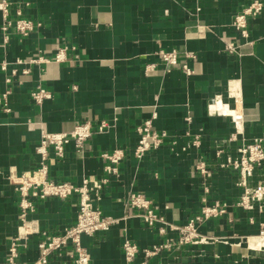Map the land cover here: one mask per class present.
<instances>
[{
    "label": "crops",
    "instance_id": "1",
    "mask_svg": "<svg viewBox=\"0 0 264 264\" xmlns=\"http://www.w3.org/2000/svg\"><path fill=\"white\" fill-rule=\"evenodd\" d=\"M9 1L15 3L10 18L19 10L40 27L26 37L9 34L4 39L0 32V264L18 225V196L6 179L9 170L19 174L38 166L36 148L42 133H68L83 122L94 130L101 121L108 128L93 133L79 151L72 141L64 145L61 158L54 156L51 146L45 148L52 162L49 179L74 185L84 177H105L107 162L101 155L123 151L118 173L107 177L97 205L106 217L126 219L104 233L81 236L90 264H124V237L140 251L163 242L155 228H148L128 209L130 192L143 193L154 211L177 227L204 205L227 206L224 214L198 225V234L209 239L206 243L170 246L148 258L140 252L133 264H264L261 242L251 238L264 233V212L237 207L241 193L237 174L218 168L226 156L237 155L241 142L264 137V12L248 19L244 40L232 20L252 0ZM17 3L23 5L18 8ZM230 43L235 53L227 51ZM60 49L65 50V60L56 63L51 59ZM160 51L175 52L176 65H165ZM36 55L50 61L28 63ZM182 64L191 75L181 71ZM229 83L240 92L236 106L226 98ZM37 87L50 93L40 106L30 97ZM215 96L241 115L240 133L233 142H227L235 132L232 120L212 112ZM218 111L234 116L223 106ZM152 115L153 128L164 131L174 144L166 142L138 161L133 156L136 128ZM197 135L200 146L195 148L189 143ZM217 148L222 150L220 157L215 155ZM198 159L211 169L207 175L195 170ZM262 175L264 163L251 182ZM76 213L75 195L35 200L30 217L39 233L18 250V262L32 264L44 234H60L75 223ZM165 236L175 241L178 234L171 231ZM71 257L67 246L47 264H73Z\"/></svg>",
    "mask_w": 264,
    "mask_h": 264
},
{
    "label": "built area",
    "instance_id": "2",
    "mask_svg": "<svg viewBox=\"0 0 264 264\" xmlns=\"http://www.w3.org/2000/svg\"><path fill=\"white\" fill-rule=\"evenodd\" d=\"M15 5L9 0H0V13L2 22L0 25V32L7 39V35L14 34L22 37L28 36L35 29L40 27V23L24 18L20 11L15 12V18L9 17V9ZM23 3H17V7ZM264 12V3L260 0H252L249 4L236 13L232 20V26L237 31L241 39L248 38L247 21L250 18L260 16ZM226 49L229 53H235L236 47L233 44H227ZM161 61L167 66H174L177 63V56L175 52L159 53ZM187 57L191 58V55ZM56 63L65 60V50L60 49L51 59ZM50 60L36 55L28 60L32 64H47ZM1 69H5V64L1 65ZM181 71L189 76L192 74L191 69L182 64ZM9 82L8 79L5 80ZM8 92L1 95L2 100H5ZM227 99L231 100V105L236 106L240 101V92L234 83H229L227 87ZM30 97L33 103L40 106L43 101L50 98V93L41 87H37L30 92ZM225 107L233 113L238 114V118L231 115L220 114L219 107ZM6 110L5 106L3 105ZM213 113L229 117L234 126L235 132L231 134L227 142L236 140L240 133L239 123L241 115L235 107H231L229 103L223 102L219 96L214 97ZM144 121L142 125L136 128L137 142L133 151V156L136 160L140 159L145 153L155 151L162 147L166 142H169L168 135L164 131H157L151 125V120ZM189 117L184 119L188 124ZM108 128L105 121H101L93 130L89 122L79 123L73 126L68 133H42L40 135L39 144L36 152L40 155L38 166L23 173H17L14 169H10L6 179L9 183L15 186L18 196V225L15 233L9 237L7 255L3 264H20L18 262L20 248H26L29 238L38 234L37 222L30 217L34 210V201L43 200L51 197L60 200L67 199L72 195L77 197V213L76 220L73 225L63 229L57 235H45L42 240L37 243L38 257L32 264H47L49 259L56 253H60L67 246L71 247V258L73 264H90L89 257L86 250L81 246V236H94L98 233L108 231L113 225L120 220H125L126 216L120 219H114L102 215L97 202L99 199V191L107 181L109 175H116L118 173V165L122 161L124 154L122 150L115 149L110 153H104L101 158L107 164L104 166L105 177L95 179L94 177H84L80 185H74L70 182H54L48 177L49 166L51 160L47 157L45 148L51 146L54 156L61 158L63 156V147L69 141L74 143L76 151L82 149L84 142L91 137L93 133H102ZM172 146L174 142H169ZM190 146L198 148L200 146L199 136L193 137ZM221 149H216L215 155L220 157ZM237 155L235 157L226 156L225 160L218 164L219 169L230 168L237 174L236 186L241 189L240 196L236 206L244 209H256L258 212H264V175L259 180L252 183L251 179L255 177V170L262 167L264 163V137H258L251 142H241L236 149ZM195 170L201 175H207L211 170L205 161L198 159L194 165ZM126 205L128 209L133 212L135 217H138L148 228H155L158 235L163 237V242L150 249L139 250L138 247L130 242L127 238H123L121 242V256L124 264H133L136 256L141 252L143 257L148 258L156 255L160 250L170 246H185L198 243H206L209 239L201 237L197 232V227L200 223L209 218H215L225 213L226 205L221 203H213L212 205H204L200 212L190 218L185 225L177 227L168 224L164 218L154 211L150 200L143 194L137 192H130L127 196ZM175 231L178 234L177 239L173 241L165 235L167 232ZM251 238H258L264 248V233L260 231L259 235ZM144 264V263H140Z\"/></svg>",
    "mask_w": 264,
    "mask_h": 264
},
{
    "label": "bare ground",
    "instance_id": "3",
    "mask_svg": "<svg viewBox=\"0 0 264 264\" xmlns=\"http://www.w3.org/2000/svg\"><path fill=\"white\" fill-rule=\"evenodd\" d=\"M218 109H219V108H218ZM233 114H234V116H233V117L237 118V117L235 116L236 114H235V113H233ZM256 239H257V238H256ZM257 243H258V242H257Z\"/></svg>",
    "mask_w": 264,
    "mask_h": 264
}]
</instances>
